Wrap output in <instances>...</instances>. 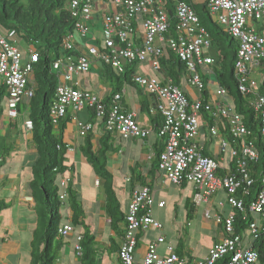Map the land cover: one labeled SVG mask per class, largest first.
Here are the masks:
<instances>
[{
  "label": "built area",
  "instance_id": "1",
  "mask_svg": "<svg viewBox=\"0 0 264 264\" xmlns=\"http://www.w3.org/2000/svg\"><path fill=\"white\" fill-rule=\"evenodd\" d=\"M210 15L219 27L237 41L238 47L234 61V74L238 91L243 95L253 94L256 89L254 71L264 60V0H207ZM92 0H70L69 9L75 18L74 33L64 38L63 47L75 49L74 34L86 39L89 34ZM174 18L177 29L169 34L170 19L163 0H111V11L101 17V46H89L87 42L80 47L81 53L61 56L52 62V69L58 75L54 101L50 109L52 123L56 125L66 114L68 108L79 112L85 107L93 108L98 118H103L106 132L120 133L125 137L142 139L150 134L140 127L133 111H123L116 103L120 98L115 94L108 108L96 94L74 88L73 79L85 74L94 63L109 66L116 73H124L130 64L147 63L149 70L158 72L159 59L165 51L174 54L184 63L188 73L187 84L197 91V97H189L170 79L162 76H149L140 73L131 75V83L155 98L154 110L161 115L162 123L156 130L162 138V151L159 154L158 171L173 185L184 182L194 186V203L206 202L217 191H223L225 202L240 212L245 211L243 197L238 195L243 182L251 181L246 172V161L258 159L252 141L242 140L236 148L228 151V143L219 135V124L228 128L232 136L246 137L249 130L243 122V116L234 112L225 102L224 89L216 87L203 98L201 92L204 83L200 71L208 73L214 59L208 53L211 46L209 34L199 25L195 11L184 2L175 4ZM11 30L5 35L0 33V76L6 92L7 115L10 119L17 116L18 105L34 95L29 85V76L33 72L32 63L38 58L34 52L27 63H22V54L13 39ZM253 109L258 114L260 132L264 149V96L257 95L252 101ZM206 113L211 120L207 124L208 136L219 138L221 151H228L234 158L239 176L230 173L229 168L223 175L218 174L220 165L210 156L204 155L196 139L200 132L199 116ZM223 123H220L221 120ZM77 135L84 136L90 129V123L77 122ZM26 127L31 128L30 121ZM68 150H72L68 147ZM264 152V150H263ZM99 180L96 179V184ZM69 177L61 176L60 187L65 188ZM262 186L256 197L248 203L249 212L263 217L258 223L253 220L249 225L251 239L264 232V175ZM60 198H65L62 192ZM154 197L147 187L132 190L118 247L119 264H214L224 255L229 256L227 264H259L258 254L250 245H241V238L233 234L234 214L216 215L221 223L224 236L213 244L208 255L201 260L190 261L179 256L172 246H167V253L160 255L157 246L165 237L159 235L147 244L145 253L135 261L139 231L153 228L161 230L162 224L152 217L150 208ZM163 206L164 201L157 202ZM206 218H210L208 212ZM73 231L70 224L61 228L64 238ZM230 234V235H229ZM80 236L75 235L73 251L81 256Z\"/></svg>",
  "mask_w": 264,
  "mask_h": 264
},
{
  "label": "crops",
  "instance_id": "2",
  "mask_svg": "<svg viewBox=\"0 0 264 264\" xmlns=\"http://www.w3.org/2000/svg\"><path fill=\"white\" fill-rule=\"evenodd\" d=\"M96 1H99V4L96 5L94 2L92 16L98 21L108 6L102 5L106 0ZM192 1L194 4H202L207 0ZM166 7L174 15L175 5L168 4ZM96 25H98L97 22L95 25L92 22L88 24L89 27L94 26L92 30L95 31L94 36L99 35L97 31L99 27ZM83 40L75 38L76 43H78V47L75 48L76 51L81 49L80 46L85 42ZM32 52H34L32 48H21L22 63L30 61ZM129 73L162 78L159 75L162 73L149 70L147 63L131 66L127 76H130ZM200 73L202 75L204 72L201 70ZM208 73L206 75L209 79L205 84V89L201 92L204 99L207 96H204L203 92L209 93L216 87V82L212 80L210 72ZM112 76L111 70L107 71L99 63H94L88 73L74 78L73 86L76 89L97 94L104 102H112V96L120 93V99L117 103L121 109L135 112L138 125L151 129L150 135L146 138L134 139L125 137L120 133L108 134L104 131L99 119L91 122L90 141L93 149H97L99 141L106 134L109 135L110 141L116 149L115 153L108 154L106 167L113 175L114 190L123 213L125 214L127 211L133 188L147 187L154 197V204L151 206L150 212L152 217L162 224V228L161 230L149 228L139 231L134 253L135 261L142 259L147 244L159 235L165 237L164 242L157 246L160 255H165L167 246H172L175 252L180 253L179 256H184L190 261L204 259L213 244L224 236L221 223L215 219L216 215L225 216L234 213V209L225 202V194L222 190L210 196L206 202L194 203L193 196L196 191L191 183L173 185L158 170L152 172L153 162L156 159L153 147L155 144L161 143L162 138L155 133L152 122L154 114H148L145 110L141 111L139 102L146 100L152 104L153 98L144 91H141L142 96L139 95V88L133 87L127 81L123 82L122 77L117 82L112 79ZM111 80L115 86L112 85ZM29 83L35 87L33 73L29 76ZM114 87H119V92H114ZM181 89L189 97H197V91L192 87L181 85ZM24 103L19 104L16 118L10 119L7 115L6 92L0 76V201L6 203V206L0 210V264H32L31 243L33 231H35L37 224L34 210L36 202L30 195L29 182L31 180V168L37 159V155L32 142L31 131L26 127L28 110ZM139 113L147 116H139ZM67 117H69V122L66 124L62 140L65 145L72 148V150H67L64 162V165L71 171H67L63 176L70 178L68 184L77 193L81 202L85 215L84 221L92 227L97 249L96 263L119 264L117 248L120 244L121 233L112 229L106 217V198L102 189L103 180L95 175L93 168L80 152V147L85 144V135H77L76 124L78 121L90 122L88 108L79 112H74L68 108ZM155 120L157 121V119ZM223 122L222 119L220 123ZM199 123L200 132L196 139L198 146L207 155L217 160L221 169L227 170L229 168L227 159L229 152L227 150L221 151L218 137L208 136L207 124H211V120L206 113L199 116ZM219 130V135L222 136L223 124H219ZM96 179L99 180L98 184L95 182ZM159 201H164V205L158 206L157 202ZM62 211L66 212L65 218L68 220L71 216L70 210L64 206ZM206 212L209 213L210 218L205 217ZM252 215L253 220L258 223L263 221L262 216ZM119 228L122 230L123 224ZM77 231H80V228L73 230L65 238L66 244L59 251L55 264H80L79 258L75 256L73 251V242ZM192 231L199 234V237L194 235ZM202 234H205V237L202 238ZM251 240L249 233H246L241 238V245L248 247ZM69 245L71 247L68 249Z\"/></svg>",
  "mask_w": 264,
  "mask_h": 264
},
{
  "label": "trees",
  "instance_id": "3",
  "mask_svg": "<svg viewBox=\"0 0 264 264\" xmlns=\"http://www.w3.org/2000/svg\"><path fill=\"white\" fill-rule=\"evenodd\" d=\"M178 2H184L195 11L199 19V25L209 34L211 39L209 54L213 57L214 63L209 67L208 72L212 75V80L216 82V85L224 89L225 102L229 104L234 112L243 116V122L250 132V135L246 137H234L228 131V128L224 126L222 136L228 143V151L231 148H236L245 139L252 141L255 150L258 152L257 160H247L245 164L246 172L251 182L247 184L244 181L238 191L239 196L242 195L243 190L246 191V195L242 198L245 204V211L240 212L234 209L233 213V234L243 238L246 233H249V225L253 221V215L249 212L247 205L261 189V179L262 175H264V149L259 129L260 121L252 105V101L257 95L264 96V60L259 62L260 66L254 73V78L257 82L254 93L249 95L241 94L238 91L234 74L237 41L213 21L207 2L194 4L192 0H164L165 5H175ZM69 3L70 0H0V33L5 35L13 30V39L20 51L24 47L26 49L32 48L34 52L38 53L37 60L32 63V73L35 82V87H33L34 95L24 103L28 110L32 142L37 155V159L31 168V180L29 182L30 195L36 202L34 210L37 224L35 231H33L31 243L32 264H55L59 251L66 244L65 238L61 234V228L66 224H70L74 231L80 228V231H77L76 234L80 236L81 256L78 257L80 264H97L95 236L91 225L84 221L85 215L77 193L72 190L68 184L69 182L65 188L60 187L61 176L66 174L67 171H71L64 165L68 146L62 140L69 117L65 115L56 125L52 123L50 117V109L54 101L55 88L58 82V75L52 69V62L60 56L70 53L73 55L81 53L80 50H67L63 47L64 38L73 34L75 30V18L71 15ZM166 11L170 19L169 34L174 35L177 29V22L167 7ZM89 28L94 29V26ZM94 33L95 31L91 30L88 34L89 36L87 35V39L90 42L88 45L100 47V35L94 36ZM131 66L133 65L126 66L124 74L115 73L109 66L103 67L107 71H112L113 80L118 82L120 77H122L123 82L127 81L131 84L130 76H127ZM159 70L164 73L167 79L171 80L172 84L180 88L181 85H186L188 73L185 65L171 52L165 51L159 59ZM204 73H202L201 78L206 84L209 77L206 75L207 73ZM257 74L261 77V82L257 80ZM114 84L112 85L115 86ZM131 85L138 88L133 84ZM118 88L114 87L113 91L119 92ZM138 93L142 96L141 89L138 90ZM184 93L186 94L185 91ZM207 94V92H203L204 96H207ZM149 96L152 97L151 95ZM110 105V102H105L107 108ZM139 105L140 110H145L148 114H150V107L155 108L154 100L152 104L149 101L140 100ZM17 109L19 108L17 107ZM88 111L90 124L97 119L103 124V118H98L93 108H88ZM152 122L154 123V129L157 130L162 123L161 115L154 113ZM90 131L91 129L85 134V144L80 147V152L93 168L95 175L103 180L102 189L106 198V217L112 229L116 232L120 231L122 234V230L119 227L124 223L125 215L120 208L119 199L114 190L113 175L106 167L108 154L115 153L116 149L113 147L108 134L104 135L99 141L97 149H93L90 141ZM153 150L156 159L153 162L152 172H156L158 170L159 154L162 151V142L155 144ZM202 152L207 155L203 150ZM227 159L229 161V172L239 176L238 171H236L235 159L232 156L227 157ZM225 171L220 169L218 174L223 175ZM62 192L65 193V198L63 199L60 198ZM5 206L6 203L0 201V210ZM64 206L71 212L68 220L65 218L66 212L62 211ZM60 208H62L61 211ZM250 247L257 252L258 263L264 264V232L251 240ZM176 253L180 254L177 251ZM228 259L229 256L224 255L216 260L214 264H227Z\"/></svg>",
  "mask_w": 264,
  "mask_h": 264
},
{
  "label": "clouds",
  "instance_id": "4",
  "mask_svg": "<svg viewBox=\"0 0 264 264\" xmlns=\"http://www.w3.org/2000/svg\"><path fill=\"white\" fill-rule=\"evenodd\" d=\"M94 1L95 0H92V7H91V16H92V11L94 10V8H93V5H94ZM111 1V0H110ZM164 1V0H163ZM207 2V1H206ZM165 4V3H164ZM102 5H105V3H103ZM165 7H166V5H165ZM111 11V5H110V7L108 6L106 9H105V11L101 14V16L98 18L99 20V25L101 26V17H102V15H104V14H106V13H108V12H110ZM174 14H175V12H174ZM90 22H93V23H96L97 21H96V19H94L93 18V16H92V20L90 21ZM90 22H89V24H90ZM13 31V30H12ZM14 32V31H13ZM8 33V32H7ZM100 33H101V31L99 32V35H100ZM78 37V38H80V39H84V38H81V37H79L78 35H75L74 34V42H75V44L77 45L76 46V48L78 47V43H76V41H75V37ZM85 40V42H87V44H90V42H89V40L86 38V39H84ZM83 40V41H84ZM15 41V40H14ZM84 42V43H85ZM16 43V42H15ZM83 43V44H84ZM16 46H17V44H16ZM18 47V46H17ZM19 49V48H18ZM20 50V49H19ZM80 50V49H79ZM209 51H210V49H209ZM209 51H208V53H209ZM21 52V51H20ZM32 53H34V52H32ZM22 54V53H21ZM211 56V55H210ZM213 58V57H212ZM93 65V64H92ZM91 65V66H92ZM103 65V64H102ZM131 65H135V64H131ZM103 66H106V65H103ZM91 68V67H90ZM259 68V67H258ZM90 70V69H89ZM125 71H126V69H125ZM161 70H159V72H156V73H162V74H159V75H162V76H164V77H166L165 75H164V73L161 71ZM255 71H257V68L255 69ZM255 71H254V73H255ZM89 72V71H88ZM87 72V73H88ZM115 72V71H114ZM116 73V72H115ZM125 73V72H124ZM124 73H122V74H124ZM254 73H253V75H254ZM86 74V73H85ZM133 74V73H132ZM132 74H130V77H131V75ZM209 74V73H208ZM82 75V74H81ZM162 76H160V77H162ZM200 76H202L201 75V73H200ZM76 77H78V76H76ZM158 77V76H157ZM257 77V76H256ZM75 78V77H74ZM202 79V78H201ZM130 81H131V78H130ZM203 81V80H202ZM73 82H74V79H73ZM204 83V82H203ZM132 84V83H131ZM29 85H30V83H29ZM186 85H188L187 83H186ZM31 86V85H30ZM31 87H33V86H31ZM216 87H218L217 85H216ZM215 87V88H216ZM5 88V87H4ZM139 88V87H138ZM204 89H205V83H204ZM81 90V89H80ZM86 91V90H85ZM142 91V90H141ZM89 92V91H88ZM92 93V92H91ZM116 94H119L120 95V93H116ZM148 94V93H147ZM97 95V94H96ZM115 95V94H114ZM114 95L112 96V102H110L111 104H113L114 103V101H113V98H114ZM149 95V94H148ZM153 98V100H154V103H155V98L154 97H152ZM120 99V98H119ZM119 99L117 100V101H119ZM26 100H23L22 102H25ZM103 101V100H102ZM117 101H116V103H117ZM21 102V103H22ZM103 103H104V105H105V102L103 101ZM118 104V103H117ZM119 105V104H118ZM19 106V105H18ZM86 108H88V107H86ZM18 110V109H17ZM68 111V110H67ZM124 111V110H123ZM149 112H150V114H154V113H158V112H156L155 110H154V108H152L151 107V109H149ZM18 114V113H17ZM67 115V114H66ZM135 119H136V117H135ZM27 121H29V119L27 120ZM89 123V122H88ZM138 124V123H137ZM103 125V124H102ZM143 128V127H142ZM31 129V128H30ZM29 129V130H30ZM144 129H146V128H144ZM146 130H149L150 131V133H151V129H146ZM155 130V129H154ZM105 131V130H104ZM106 132V131H105ZM108 133V132H107ZM155 133H156V130H155ZM108 134H110V133H108ZM150 135V134H149ZM156 135H157V133H156ZM158 136V135H157ZM159 137V136H158ZM146 138V137H145ZM135 139V138H134ZM142 139H144V138H142ZM163 142V141H162ZM162 146H163V144H162ZM72 149V148H71ZM68 177V176H67ZM69 181H70V178H69ZM136 188H138V187H136Z\"/></svg>",
  "mask_w": 264,
  "mask_h": 264
},
{
  "label": "rangeland",
  "instance_id": "5",
  "mask_svg": "<svg viewBox=\"0 0 264 264\" xmlns=\"http://www.w3.org/2000/svg\"><path fill=\"white\" fill-rule=\"evenodd\" d=\"M94 2H95L96 5L99 4V1L97 2V1L95 0ZM100 5H101V4H100ZM105 5H107V6L110 7V5H111V1H110V0H106V1H105ZM213 20H215V17H214V16H213ZM97 23H98V25H96V27H99V29H98L97 31L100 32V31H101V26L99 25V21H97ZM91 30H93V28H91ZM75 38H78V37L76 36ZM78 39H79V38H78ZM60 57H61V56H60ZM99 65H100V66H103L102 63H99ZM256 76H257V80H258L259 82H261V77H260L258 74H257ZM121 81H122V80H121ZM111 83L114 84L113 80L111 81ZM142 91H143V90H142ZM146 97L148 98L147 95H146ZM146 97H145V98H146ZM85 109H86V107H85ZM137 111H138V110H137ZM139 116H147V115H145V114L141 115V114L139 113ZM205 129H206V128H205ZM84 172L86 173V171H84ZM61 209H62V208H60V211H61ZM192 232H193L194 235H196V236L199 237V234L195 233L194 231H192ZM203 237H205V234H202V238H203ZM71 243H72V242H71ZM73 243H74V242H73ZM73 243H72V244H73ZM70 247H71V245L68 246V249H69ZM76 259H77V258H76ZM77 262H78V260H77Z\"/></svg>",
  "mask_w": 264,
  "mask_h": 264
}]
</instances>
